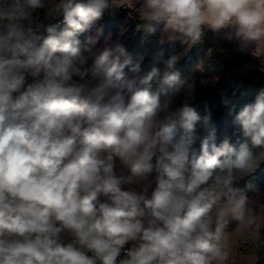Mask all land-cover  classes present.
Returning <instances> with one entry per match:
<instances>
[{"label":"clouds","instance_id":"1","mask_svg":"<svg viewBox=\"0 0 264 264\" xmlns=\"http://www.w3.org/2000/svg\"><path fill=\"white\" fill-rule=\"evenodd\" d=\"M119 7L191 44L231 28L241 52L264 45V0H0V264H230L234 234L264 244V212L234 186L264 162V92L236 146L210 144L178 56L133 90L124 69L143 57L93 51L102 29L77 39Z\"/></svg>","mask_w":264,"mask_h":264},{"label":"rangeland","instance_id":"2","mask_svg":"<svg viewBox=\"0 0 264 264\" xmlns=\"http://www.w3.org/2000/svg\"><path fill=\"white\" fill-rule=\"evenodd\" d=\"M117 2H119V0H117ZM131 19L132 16L129 14L128 17L118 23L119 31L116 35H113L110 27L102 19H100L94 22L90 30L79 34L77 39H79L81 45H84L88 37L97 36V29H102V32L98 35L97 42L93 46V51L99 53L105 47H114L116 44L124 46L128 51L131 44V34L129 33ZM135 27L138 28L139 26L135 25ZM149 37L151 49H149L150 47L148 46L147 37L143 33L138 36L136 42V44H138L143 50L137 55L143 57L141 62V72L139 74L133 73L130 70L132 66L124 69L123 82L126 85L131 84L133 90L136 88L147 87L146 85H140L138 83V78L146 75V67L148 65L147 56H153L154 66L152 70L154 68L162 69L164 67V62L172 56H178L179 62L183 56H186L191 51L193 57L188 67L177 71L181 78L187 77L190 82L194 83L195 90L193 96L189 98V103L201 96L210 94L214 95L219 92L227 74V61L232 64L239 73H247L252 79V82L248 83L249 91L239 96L245 105L254 102V95L257 94V92H264V85L255 84V82L264 80V45L260 46L255 42H251L247 45L246 50L241 52L239 50L241 42L238 38H236L234 29H222L219 32L214 33L215 42L224 57V61L220 60V56L216 53L210 42L202 40L199 43L191 44V42L187 41L186 38L179 33L172 34L171 32H165L164 26H158L157 31L152 29ZM229 37H231V39H229ZM170 43L177 49L167 51V45ZM148 52H151V55H149ZM90 63L91 62H89V65ZM246 65H250L251 67L246 68ZM152 88L153 90L155 88L154 81L152 82ZM239 89L240 83L237 82L231 88L230 92L223 94L222 103L225 99L230 100L229 105H225L223 103L224 113L227 112L231 103L238 98ZM166 98L167 97L164 94H161V103H163ZM185 98L186 97L183 93H181L178 97H175V102L171 106L172 109L175 110L176 108H179ZM198 105L199 101H196L190 106L194 107L196 110ZM215 107V100L212 99L208 102L205 110L199 115L203 116L206 111H211L213 117ZM234 123L235 132L233 134L231 144L236 146L238 141L243 139V137L240 125L236 121H234ZM197 127L199 131V126ZM224 139H228L229 141V134L225 129V123L221 129V134L217 137V145L219 146ZM263 166L264 162L260 164L255 172L245 176L234 185L235 187L244 189L249 200L254 202V207L257 212H259L260 209L264 212V179L258 177V171L261 170ZM129 175L131 174L125 173V179ZM121 187L126 188L128 185L126 183H122ZM235 227V222L231 223L228 231H232ZM262 234H264V230H262ZM233 243L237 245L236 259L230 262V264H264V244H261L259 247H252L250 244L241 245L239 244L238 234L233 235Z\"/></svg>","mask_w":264,"mask_h":264},{"label":"trees","instance_id":"3","mask_svg":"<svg viewBox=\"0 0 264 264\" xmlns=\"http://www.w3.org/2000/svg\"><path fill=\"white\" fill-rule=\"evenodd\" d=\"M129 14H131L132 19H131V26H130V32H129L131 34V44H130L128 53L131 56L132 64H134L136 60L140 57L137 55L143 51L142 48H140V46L136 44L138 36L143 33L147 37L148 46L150 47L151 44H150L149 36H150L151 30L154 29V31H157L158 26H164V24L163 23L157 24L153 22L151 25H149L147 22L142 21L140 19L138 13L132 12L130 9H122V8H119V9L116 8L113 14H109L108 12H106L101 19L110 27L111 31L113 32V35H116L119 31L118 23L122 21L124 18L128 17ZM135 25H138L139 27L136 28ZM65 27L66 25H62L60 30L62 31ZM202 40L210 42L212 46L214 47V50L216 51V53L220 56V60L224 61V57L219 51L218 45L215 42L214 32L210 30H206L205 35ZM149 49H151V47ZM166 49L167 51H171V50H176L177 48L173 44L170 43L167 45ZM148 54L151 55V52H148ZM192 57L193 56H192L191 51L186 56H183L179 60L175 68V71L177 72L179 71V69H186V67H188L189 63L191 62ZM147 61H148V65L146 67V75L152 71V68L154 66L153 56H147ZM227 64H228L226 67L227 74L225 76V81L221 89L219 90V92L214 95L210 94V95L201 96L199 98H196L190 103V105H192L196 101H199V105L196 109L199 115L205 110L209 101H211L212 99L215 100L216 107H215L214 114L212 117L215 136H214V139L212 140V143H215L216 145H217L216 143L217 137L219 134H221V129L224 123H225V129L227 130V133L229 134V143L231 144V141L233 139V134L235 132V123H234L235 116L245 106V104L243 103V101L241 100L239 96L249 91L248 83L252 82V79L249 74L247 73L241 74L228 61H227ZM130 66L132 65H129L128 67ZM237 82L240 83L238 98L235 99L231 103V106L227 109V112L224 113V108H223V103H222L223 94L230 92L231 88ZM255 84L264 85V80L255 82ZM261 93L262 92L259 91L254 96L256 97L257 95ZM210 144H211V141H210ZM258 172H259L258 177L261 179H264V166Z\"/></svg>","mask_w":264,"mask_h":264},{"label":"built area","instance_id":"4","mask_svg":"<svg viewBox=\"0 0 264 264\" xmlns=\"http://www.w3.org/2000/svg\"><path fill=\"white\" fill-rule=\"evenodd\" d=\"M122 9H127V8H124V7H120ZM39 15H40V19L43 20V17H44V10H39ZM58 19H62V17H58ZM51 22H56V21H51ZM63 24H61L62 26ZM28 82H31V77H28Z\"/></svg>","mask_w":264,"mask_h":264},{"label":"crops","instance_id":"5","mask_svg":"<svg viewBox=\"0 0 264 264\" xmlns=\"http://www.w3.org/2000/svg\"><path fill=\"white\" fill-rule=\"evenodd\" d=\"M137 7H139V5H137Z\"/></svg>","mask_w":264,"mask_h":264}]
</instances>
